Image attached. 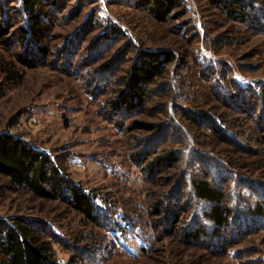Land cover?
I'll use <instances>...</instances> for the list:
<instances>
[{
	"label": "rangeland",
	"instance_id": "374dc122",
	"mask_svg": "<svg viewBox=\"0 0 264 264\" xmlns=\"http://www.w3.org/2000/svg\"><path fill=\"white\" fill-rule=\"evenodd\" d=\"M11 1L0 0V15L14 33L24 19ZM183 1L181 18L159 24L129 0H59L33 68L16 62L18 36L0 47V134L51 156L103 217L92 226L0 177V231L28 223L57 264H264V0H243L251 23L210 0ZM112 25L121 35L95 44ZM139 49L176 59L137 109L116 115L111 101ZM161 157L175 160L146 168ZM194 180L223 195L228 226L214 225L215 200L199 199Z\"/></svg>",
	"mask_w": 264,
	"mask_h": 264
},
{
	"label": "trees",
	"instance_id": "16d2710c",
	"mask_svg": "<svg viewBox=\"0 0 264 264\" xmlns=\"http://www.w3.org/2000/svg\"><path fill=\"white\" fill-rule=\"evenodd\" d=\"M136 10L145 12L156 23H168L173 19L181 18L184 9L183 0H129ZM17 4V14L23 16L24 23L18 27L16 32H10L11 21L7 19V12L0 15V47L7 44L12 36H18V42L23 46L21 54L16 55V62L24 68H33L34 59L40 55H46L47 49L39 45L44 38V26L47 16L58 6L59 0H12ZM211 4L220 7L224 13L232 18H237L242 23H251L250 5L243 0H210ZM85 30L83 31V33ZM89 32V31H88ZM96 40L95 44L107 43L110 39L121 35L115 26H109ZM79 35V34H78ZM78 35L72 37L75 40ZM71 39V40H72ZM39 47L34 48L33 44ZM31 48V49H29ZM31 50L33 56L29 54ZM131 65L124 75V91L119 92L116 101H111L116 115L137 109L146 99L150 92L148 88L161 78L167 66L175 62V55L168 50H134ZM32 56V57H31ZM21 76L11 73L7 79L15 80ZM260 104L264 106V88L256 94ZM187 118L199 124L198 115L186 114ZM208 118V117H206ZM209 123L215 127V131L224 135L218 124L208 118ZM159 127V126H158ZM136 130H151L153 126L145 123L134 122ZM148 128V129H147ZM156 128V127H155ZM225 136V135H224ZM175 159L168 157L157 158L146 166L149 171L154 172L158 167H164L173 163ZM0 177L6 178L9 187L25 189L34 198L43 201H60L70 210L82 217L92 226H99L102 215L94 206L92 198L83 190L73 184L72 180L56 161L45 152L33 147L21 137L10 133L0 134ZM195 195L201 200H215V206L209 214L212 222L218 229L229 225L231 212L228 207L222 206L223 195L218 193L206 181H193ZM154 214L159 215L157 207L153 209ZM257 213V212H256ZM178 214L175 219H178ZM201 231V232H199ZM187 235L188 238L203 234L202 229ZM201 233V234H200ZM50 245L43 241L32 226L28 223L12 226L5 231H0V264H57L55 262Z\"/></svg>",
	"mask_w": 264,
	"mask_h": 264
}]
</instances>
